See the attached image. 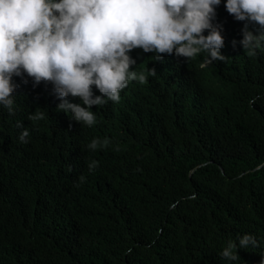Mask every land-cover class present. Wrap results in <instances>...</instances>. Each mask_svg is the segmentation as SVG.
<instances>
[{"label": "trees", "instance_id": "16d2710c", "mask_svg": "<svg viewBox=\"0 0 264 264\" xmlns=\"http://www.w3.org/2000/svg\"><path fill=\"white\" fill-rule=\"evenodd\" d=\"M213 7L223 60L134 48L136 78L92 106L91 126L57 109L53 82L13 75L0 264H264V28ZM245 29L258 46L243 48ZM229 242L235 260L221 255Z\"/></svg>", "mask_w": 264, "mask_h": 264}, {"label": "clouds", "instance_id": "9594fccd", "mask_svg": "<svg viewBox=\"0 0 264 264\" xmlns=\"http://www.w3.org/2000/svg\"><path fill=\"white\" fill-rule=\"evenodd\" d=\"M220 0H0V103L12 111L13 75L21 70L36 83L51 81L61 99L57 109L88 126L95 123L93 105L105 98L118 102L120 90L130 79L134 48L145 52L193 58L208 53V63L223 60L224 38L211 23ZM226 9L238 20L264 28V0H226ZM209 29L208 35H204ZM247 29L244 49L259 42ZM143 79V77H141ZM95 85L103 96L93 98ZM81 103H70L69 96ZM83 105V106H82ZM38 113L30 119H40ZM25 130L20 141L26 142ZM97 142L89 145L95 149ZM96 165H89L92 170ZM254 243L239 239V248ZM222 257L237 258V246L229 242Z\"/></svg>", "mask_w": 264, "mask_h": 264}]
</instances>
